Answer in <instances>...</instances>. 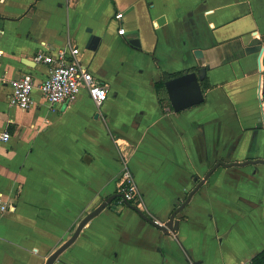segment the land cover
<instances>
[{
  "label": "crops",
  "instance_id": "0c3cea01",
  "mask_svg": "<svg viewBox=\"0 0 264 264\" xmlns=\"http://www.w3.org/2000/svg\"><path fill=\"white\" fill-rule=\"evenodd\" d=\"M92 34L96 49L87 48ZM69 45L109 86L100 108L86 89L54 107L42 94L48 65L34 61L37 51ZM0 49V76L9 79L0 82V134H11L0 139V195L15 205L0 212V264H44L87 213L118 194L124 159L142 212L164 223L217 163L264 159V0H2ZM203 66L211 87L202 104L162 105L161 71ZM26 72L36 81L27 110L9 104L12 80ZM175 219L179 228L167 233L112 203L60 257L250 264L264 249V163L217 166Z\"/></svg>",
  "mask_w": 264,
  "mask_h": 264
},
{
  "label": "built area",
  "instance_id": "2783aa9c",
  "mask_svg": "<svg viewBox=\"0 0 264 264\" xmlns=\"http://www.w3.org/2000/svg\"><path fill=\"white\" fill-rule=\"evenodd\" d=\"M2 1V0H0ZM124 17L122 11L116 13V18L121 20ZM120 34L125 33V27L121 25L118 29ZM0 49V58L3 55ZM82 49L79 45H69L46 51L39 49L34 61L48 65V73L41 83L42 94L52 107L75 101L82 89H86L91 99L100 108L109 98V86L97 78L89 66L82 62ZM9 79L0 76V82L7 83ZM13 90L9 94V104L22 109H29L34 103L33 92L36 87L35 77L32 73H23L18 79L12 80ZM11 137L9 131L0 134V139L7 141ZM118 193L121 197L118 204L129 203L137 209L146 211L144 196L136 181L135 174L130 167L129 161L124 159L118 182ZM118 206V205H117ZM15 208L14 204L8 203L0 195V212H6ZM151 219L160 225L164 222L155 216Z\"/></svg>",
  "mask_w": 264,
  "mask_h": 264
},
{
  "label": "water",
  "instance_id": "95a60500",
  "mask_svg": "<svg viewBox=\"0 0 264 264\" xmlns=\"http://www.w3.org/2000/svg\"><path fill=\"white\" fill-rule=\"evenodd\" d=\"M89 32H92V29H88ZM100 42V37L97 35L92 34L88 43L87 48L89 49H96L98 47V44ZM139 43L138 39L135 41L133 40L132 43ZM140 44V43H139ZM197 55H202V50L198 49L196 50ZM23 62L28 64H33L28 59L24 58ZM207 74V67L203 66L196 70H191L188 72H185L181 75L172 77L165 81V86L168 92L171 108L175 112H179L182 110H185L189 107H193L199 104H202L206 97H205V91L202 88L201 80L204 79V77ZM256 163H264V159H247L245 161L240 162H233V163H225V162H219L217 165H215L206 175L203 179H201L196 187L189 191L187 199L175 210V212L171 215L169 221L165 222L164 225H160L155 223L152 219L147 217L141 210L137 209L136 207L132 206L129 203H126L129 207L135 209L143 217L154 223L157 227L164 230L165 232L169 233L171 231H175L179 228L180 220L175 219L176 214L181 211L186 204L191 200L194 193L197 192V190L203 185V183L208 179V177L212 174V172L216 169L219 165H246V164H256ZM118 197H121L120 194L110 195L106 200H104L100 205H98L95 209L90 211L86 214L85 217L80 221L77 228L64 243H62L59 247H57L46 259L44 264H54L60 255L70 246L72 245L78 236L80 235V232L82 231L83 227L93 218L95 217L100 211H102L104 208L111 206L112 203L115 205L118 203Z\"/></svg>",
  "mask_w": 264,
  "mask_h": 264
},
{
  "label": "trees",
  "instance_id": "16d2710c",
  "mask_svg": "<svg viewBox=\"0 0 264 264\" xmlns=\"http://www.w3.org/2000/svg\"><path fill=\"white\" fill-rule=\"evenodd\" d=\"M161 73H162L161 80L156 83L158 98H159L160 102L162 103V105L171 106L169 96H168V92H167V89L165 86V81L172 78V77L181 75V74L185 73V71H180V72H175V73H169L166 71H161ZM201 85H202V88L204 89V91H206L209 87H211V84H210V81H209L207 75L204 77V79L201 80ZM250 264H264V249L252 258Z\"/></svg>",
  "mask_w": 264,
  "mask_h": 264
},
{
  "label": "rangeland",
  "instance_id": "374dc122",
  "mask_svg": "<svg viewBox=\"0 0 264 264\" xmlns=\"http://www.w3.org/2000/svg\"><path fill=\"white\" fill-rule=\"evenodd\" d=\"M55 264H66L65 260H64V256L62 258V256L56 261Z\"/></svg>",
  "mask_w": 264,
  "mask_h": 264
}]
</instances>
